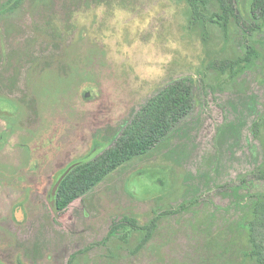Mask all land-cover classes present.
Masks as SVG:
<instances>
[{"label": "rangeland", "instance_id": "374dc122", "mask_svg": "<svg viewBox=\"0 0 264 264\" xmlns=\"http://www.w3.org/2000/svg\"><path fill=\"white\" fill-rule=\"evenodd\" d=\"M252 2L236 0L245 36L193 21L182 0H0V264H256L264 24ZM248 44L259 57L221 72ZM180 80L195 104L166 139L58 211L62 176Z\"/></svg>", "mask_w": 264, "mask_h": 264}, {"label": "trees", "instance_id": "16d2710c", "mask_svg": "<svg viewBox=\"0 0 264 264\" xmlns=\"http://www.w3.org/2000/svg\"><path fill=\"white\" fill-rule=\"evenodd\" d=\"M182 1L189 6L193 21L210 20L225 32L229 24L234 22L243 30L245 36L249 33L248 29L252 31L242 17L236 0H216L218 5L216 12L211 11L212 0ZM251 13L256 27L262 26L264 0H253ZM258 57V51L248 44L243 56L222 62L220 71L233 72L238 66L246 67L252 64ZM194 104L193 87L186 80L175 81L161 90L137 113L114 147L93 160L80 163L70 171L58 188L55 199L57 210L60 212L66 210L118 167L150 152L192 111ZM132 223L138 229L141 228L136 221ZM249 230L250 256L256 264H264V200L259 201L254 207Z\"/></svg>", "mask_w": 264, "mask_h": 264}, {"label": "water", "instance_id": "95a60500", "mask_svg": "<svg viewBox=\"0 0 264 264\" xmlns=\"http://www.w3.org/2000/svg\"><path fill=\"white\" fill-rule=\"evenodd\" d=\"M69 174V171H67L63 176L62 178L59 180V182L56 184L55 188H54V196L56 195L57 193V190L60 186V184L62 183V181L65 179V177Z\"/></svg>", "mask_w": 264, "mask_h": 264}]
</instances>
